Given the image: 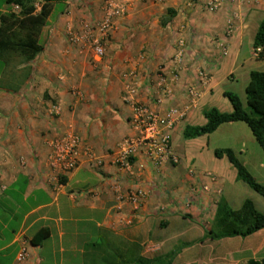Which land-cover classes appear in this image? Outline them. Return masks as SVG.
Listing matches in <instances>:
<instances>
[{
	"label": "crops",
	"instance_id": "1",
	"mask_svg": "<svg viewBox=\"0 0 264 264\" xmlns=\"http://www.w3.org/2000/svg\"><path fill=\"white\" fill-rule=\"evenodd\" d=\"M102 2L53 3L38 35L41 51L16 66L8 60L0 71V82L7 73L19 78L0 85V264L264 261V228L246 237L208 236L220 202L236 211L249 200L264 213V198L244 188L225 157L213 156L215 149H230L264 184V152L250 131L234 122L195 139L181 137L185 126L205 124V110L231 112L224 92L235 94L246 110L249 73L264 72V57L258 59L260 49L252 48L264 0H223L214 12L204 9L207 0H124L125 13L97 60L85 44H68L65 33L99 21ZM9 7L0 6V12ZM178 39L193 57L171 98L156 105L148 87L158 74L169 75ZM199 70L209 76L204 85L197 84ZM128 80L134 89L125 93ZM186 83L199 92L193 106L182 94ZM132 103L161 114L170 106L182 111L170 132L177 164L154 169L139 153L128 169L112 162L121 139L132 133ZM50 106L57 116L50 115ZM67 127L78 137L80 157L74 170L57 177L46 143ZM84 149L101 164L95 166ZM137 190L143 196L132 203L128 197ZM39 229L48 236L32 244Z\"/></svg>",
	"mask_w": 264,
	"mask_h": 264
},
{
	"label": "built area",
	"instance_id": "2",
	"mask_svg": "<svg viewBox=\"0 0 264 264\" xmlns=\"http://www.w3.org/2000/svg\"><path fill=\"white\" fill-rule=\"evenodd\" d=\"M167 1L169 0H154L157 3ZM40 2L41 0H34L32 6L35 12L39 10ZM222 3L223 0H207L204 9L207 12H214L220 8ZM19 11L20 8L17 5H10L8 9V12L14 15H17ZM124 13V0H103L101 19L92 24L82 23L78 30L67 31L65 40L68 44H85L92 56L99 60L104 55V45L114 27L115 21L122 17ZM230 31L231 24H228L226 34ZM218 46L221 48L222 54H224V48L219 43ZM192 57L193 53L188 51L185 44L178 39L176 49L169 60L171 64L169 75L165 73L158 74L152 87H148L154 104H160L171 98L172 87L180 79L181 73L187 70ZM196 77L198 85H204L209 80L205 70H199ZM133 87L131 81L128 80L124 85V92H133ZM182 90L187 104L189 106L195 105L199 98V92L195 86L186 83ZM74 94L78 96V92H74ZM123 100H127L126 96H124ZM50 115L54 117L58 115V109L55 106H50ZM181 117L182 111L173 106L166 108L161 114L150 109L145 104L132 103L128 119L132 133L121 139L118 151L114 155L112 162L119 164L125 170L128 169L130 161L139 153L143 155L145 161L154 169H158L164 163L177 164L178 158L171 148L170 132ZM46 145L48 147L47 161L55 176L59 177L77 167L80 157L78 137L70 127H67L60 135L52 137ZM84 153L95 166L101 164V161L93 158L86 149H84ZM142 196V191L137 190L130 194L128 200L134 203Z\"/></svg>",
	"mask_w": 264,
	"mask_h": 264
},
{
	"label": "trees",
	"instance_id": "3",
	"mask_svg": "<svg viewBox=\"0 0 264 264\" xmlns=\"http://www.w3.org/2000/svg\"><path fill=\"white\" fill-rule=\"evenodd\" d=\"M65 0H41L39 10L34 11V0H0V6L17 5L20 11L17 15L0 12V64L4 66L10 57H18L23 61H30L40 51L37 39L41 27L44 26L52 4ZM252 48H259L258 59L264 57V17L258 24ZM246 110L240 104L238 97L230 92L223 96L231 106L230 113H220L215 108L203 112L205 124L202 126H185L182 139L190 140L210 134L224 123H243L250 131L258 147L264 152V72L251 71L249 80L244 88ZM216 159L225 157L235 170L236 179L245 184L250 190L264 198V187L256 183L246 168L237 160L230 149H215ZM264 228V213L257 212L249 200H244L241 207L230 210L222 202L218 203L214 217V230L208 232L211 239L225 237H246ZM48 236L46 229H39L31 238V243L38 245ZM142 261L140 264H151ZM245 264H264V261H247Z\"/></svg>",
	"mask_w": 264,
	"mask_h": 264
},
{
	"label": "rangeland",
	"instance_id": "4",
	"mask_svg": "<svg viewBox=\"0 0 264 264\" xmlns=\"http://www.w3.org/2000/svg\"><path fill=\"white\" fill-rule=\"evenodd\" d=\"M20 58H18V57H10L9 58V65H12V66H16V65H18L19 63H20ZM2 66H1V64H0V71L2 70ZM19 80V78H18V76H15V74H13V73H7V75H6V77H4L2 80H1V82H0V85H10V83L11 82H17ZM247 111V110H246ZM237 126H240L241 128H243L246 132L248 131V129L245 127V125L244 124H242V123H239ZM255 180V179H254ZM255 182L256 183H258V184H260L261 186H263L264 187V184H261V183H259L257 180H255ZM244 186V188L248 191V192H250V193H252V191L250 190V189H248L247 187H245V185H243ZM254 194V193H253ZM259 200H262L261 199V197H259L258 195H255ZM259 207V206H258ZM259 209H261V211H264V208L263 207H261V208H259Z\"/></svg>",
	"mask_w": 264,
	"mask_h": 264
}]
</instances>
